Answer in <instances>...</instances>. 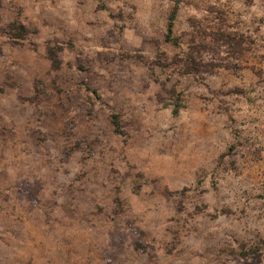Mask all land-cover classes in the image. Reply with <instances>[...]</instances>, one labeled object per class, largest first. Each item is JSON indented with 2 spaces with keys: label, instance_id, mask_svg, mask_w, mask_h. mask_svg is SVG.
<instances>
[{
  "label": "rangeland",
  "instance_id": "obj_1",
  "mask_svg": "<svg viewBox=\"0 0 264 264\" xmlns=\"http://www.w3.org/2000/svg\"><path fill=\"white\" fill-rule=\"evenodd\" d=\"M174 7L0 0V264H264V0Z\"/></svg>",
  "mask_w": 264,
  "mask_h": 264
},
{
  "label": "trees",
  "instance_id": "obj_2",
  "mask_svg": "<svg viewBox=\"0 0 264 264\" xmlns=\"http://www.w3.org/2000/svg\"><path fill=\"white\" fill-rule=\"evenodd\" d=\"M178 4H179V0H175V7L171 12V14L169 15L167 27H166L165 41L171 44L177 43L176 39L173 36V33H174L175 18L178 10ZM174 113L177 114L178 110L175 109ZM111 123L115 129V132L121 134V125L119 118L116 114L111 115Z\"/></svg>",
  "mask_w": 264,
  "mask_h": 264
}]
</instances>
